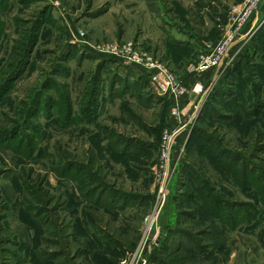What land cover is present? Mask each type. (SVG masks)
Masks as SVG:
<instances>
[{
    "label": "rangeland",
    "instance_id": "1",
    "mask_svg": "<svg viewBox=\"0 0 264 264\" xmlns=\"http://www.w3.org/2000/svg\"><path fill=\"white\" fill-rule=\"evenodd\" d=\"M243 1L0 0V264H123L144 218L158 212L155 230L179 192L190 207L188 194L224 200L204 208L249 226L264 217V6L205 78L161 204L157 148L173 105L95 51L132 43L189 87L200 49Z\"/></svg>",
    "mask_w": 264,
    "mask_h": 264
},
{
    "label": "built area",
    "instance_id": "2",
    "mask_svg": "<svg viewBox=\"0 0 264 264\" xmlns=\"http://www.w3.org/2000/svg\"><path fill=\"white\" fill-rule=\"evenodd\" d=\"M263 6L264 0H244L240 6L231 9L228 21L221 27V32L216 42L214 44H205L200 49L198 61L192 71L197 79L194 77V81L189 87L179 75L160 64L145 51L134 49L132 43L127 42L123 45L117 43L103 44L95 49L97 53L113 56L121 64L130 67L124 71V74L130 77H134L135 74L141 77L146 75L149 88L157 95L169 99L173 105L171 114L175 121V126L173 129L169 127L163 129V134L157 148L158 164L154 175L157 198L154 205L163 203L162 201L166 196L165 188L173 172L171 166L175 167L179 163L180 157L184 154L194 119L197 117L198 111L203 104V95L207 81L206 79L200 80L198 76L205 72L214 71V69L218 70L225 64L227 52L231 45L239 39L246 24L257 16V12ZM262 21H264V17ZM132 68L137 70L133 71ZM195 72H198V74ZM186 107H188L187 113H182ZM189 110L194 112L192 117H189ZM177 138L179 139V143L173 152L172 149ZM171 154L173 155L172 157ZM157 213L153 217L148 215L144 218L143 227L149 224V230H145L143 245L137 247V250L140 252L132 254L128 252L123 264H138V262L143 264L144 258L142 255H145L151 247L157 245V234L155 230L150 231L152 221L157 219ZM147 241L151 247L149 244L146 245Z\"/></svg>",
    "mask_w": 264,
    "mask_h": 264
},
{
    "label": "crops",
    "instance_id": "3",
    "mask_svg": "<svg viewBox=\"0 0 264 264\" xmlns=\"http://www.w3.org/2000/svg\"><path fill=\"white\" fill-rule=\"evenodd\" d=\"M207 75L209 72L198 78L203 80ZM182 187L186 192L189 185ZM181 194L187 197L184 192L177 193L173 198L175 205L171 197L166 200L155 229L157 245L145 253L143 264H264L263 216L257 215L249 226L243 214H230L223 209L217 215L204 208L213 203L225 205L224 200L195 198L187 193L190 207L179 204Z\"/></svg>",
    "mask_w": 264,
    "mask_h": 264
},
{
    "label": "trees",
    "instance_id": "4",
    "mask_svg": "<svg viewBox=\"0 0 264 264\" xmlns=\"http://www.w3.org/2000/svg\"><path fill=\"white\" fill-rule=\"evenodd\" d=\"M17 72V70H16ZM1 89H8V86L4 85ZM5 90L2 91V93H4Z\"/></svg>",
    "mask_w": 264,
    "mask_h": 264
}]
</instances>
